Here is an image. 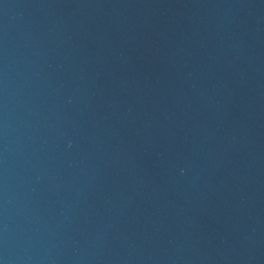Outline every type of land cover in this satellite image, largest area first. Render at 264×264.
I'll list each match as a JSON object with an SVG mask.
<instances>
[{
	"label": "water",
	"instance_id": "95a60500",
	"mask_svg": "<svg viewBox=\"0 0 264 264\" xmlns=\"http://www.w3.org/2000/svg\"><path fill=\"white\" fill-rule=\"evenodd\" d=\"M0 264H91L47 168L1 90Z\"/></svg>",
	"mask_w": 264,
	"mask_h": 264
}]
</instances>
